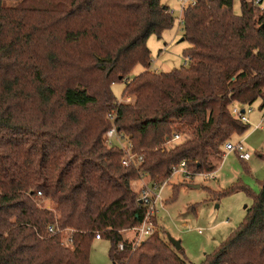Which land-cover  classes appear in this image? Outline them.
<instances>
[{
    "label": "trees",
    "instance_id": "1",
    "mask_svg": "<svg viewBox=\"0 0 264 264\" xmlns=\"http://www.w3.org/2000/svg\"><path fill=\"white\" fill-rule=\"evenodd\" d=\"M36 1L0 0V264H90L96 234L110 243L112 264H190L156 217V230L134 250L124 241L145 214L131 183L141 171L162 185L182 162L190 178L215 172L224 145L249 128V118L230 116L233 104L259 100V123L264 13L246 0L239 14L234 0H198L182 16L184 65L158 73L149 70L146 43L175 22L162 0ZM136 65L145 70L128 78ZM122 82L132 105L111 92ZM113 125L142 156L137 169L124 168L121 149L105 144ZM174 131L184 141L165 148ZM258 185L257 193L239 182L213 192L243 191L252 205L201 264H264V181Z\"/></svg>",
    "mask_w": 264,
    "mask_h": 264
},
{
    "label": "rangeland",
    "instance_id": "2",
    "mask_svg": "<svg viewBox=\"0 0 264 264\" xmlns=\"http://www.w3.org/2000/svg\"><path fill=\"white\" fill-rule=\"evenodd\" d=\"M161 4L175 10L173 18L180 17L179 1L162 0ZM233 10L235 14H239V0H234ZM182 35L183 27L175 21L173 27L163 31L160 38L155 35L148 38L146 45L150 51V71L166 73L184 65L182 53L189 44L180 41ZM144 70L140 65H136L128 78H133ZM123 90L124 82L111 86V92L117 101L130 96L132 103L127 105H132L134 96L123 94ZM259 105L258 100L248 106L252 110L248 116V130L231 138L232 143L243 142L250 153L248 161L241 162L234 153L224 152L214 172L215 179L197 175L190 178L177 173L166 181L161 202L156 206L158 229L167 240L171 237L180 242L182 255L190 264H201L206 255L219 247L243 222L245 210L252 205V197L243 191L228 193L222 197H216L214 193L227 192L232 184L238 182L257 193L258 183L264 181V124L261 128H256ZM124 144V141L121 142V145ZM145 180L147 179L133 181L132 190L139 192ZM175 191L177 194L174 200H171ZM40 205L48 208L50 202L44 200ZM133 234L129 231L122 235L130 241ZM109 247L107 240H93L89 254L90 264H112L108 258Z\"/></svg>",
    "mask_w": 264,
    "mask_h": 264
},
{
    "label": "built area",
    "instance_id": "3",
    "mask_svg": "<svg viewBox=\"0 0 264 264\" xmlns=\"http://www.w3.org/2000/svg\"><path fill=\"white\" fill-rule=\"evenodd\" d=\"M179 1V12L180 17L178 19L174 18L175 21H177L178 25H183V12L189 8L194 7L198 0H177ZM210 1V0H208ZM241 1V0H239ZM250 1L260 13H264V0H246ZM175 10L170 9L169 7L166 10V14H169L173 17ZM119 104H129L132 103V98L130 96H125L122 100L118 101ZM252 112L250 108H242L236 104H233L229 107V114L233 119L240 120L241 122L248 123V115ZM108 119L113 122L114 117L113 115H108ZM264 124V108L261 111V116L258 125L256 128H261V126ZM104 141L105 144L108 147H118L122 151V158H121V165L124 168H134L137 169L138 166L143 162V158L140 154H137L133 151L132 143L130 140H128L127 137L123 136V134L118 133L116 131L115 125H113L104 135ZM125 142L124 145H121V142ZM184 141V134L181 132L174 131L171 137L166 138L164 147L170 148L176 145L181 144ZM224 152L225 153H234L237 154L238 158L243 161H248L250 159V153L246 150L245 146L243 145V142L238 143H232L228 142L224 145ZM224 153V154H225ZM138 172V180L142 181L143 179H147L144 182H142V186L140 188V191L138 192V201L140 205L144 208L145 214L143 215V219L140 222V224L134 228H131L129 230H125L122 232H133V239L127 240L124 239V241H127V244H130L132 249L134 250V247L139 246L141 242H143L147 237H149L154 231L156 230V226L153 222V218L156 215V206L160 204L161 202V195L163 188L167 182L163 183L162 185H156L153 182H150L149 177L141 172ZM177 173H180L184 177H191V173L185 168V163L182 162L178 166H174L171 168V177L173 175H176ZM197 176L203 177V178H209V179H215V174L213 173H201ZM38 196H40V193H37ZM47 233L49 235H55L58 233V230L54 229L52 226L47 227ZM100 235H95V240H100ZM124 245L123 243H120L118 245L119 250H123Z\"/></svg>",
    "mask_w": 264,
    "mask_h": 264
},
{
    "label": "water",
    "instance_id": "4",
    "mask_svg": "<svg viewBox=\"0 0 264 264\" xmlns=\"http://www.w3.org/2000/svg\"><path fill=\"white\" fill-rule=\"evenodd\" d=\"M196 188H199V187H196ZM168 242L175 249V251H179L180 250V242L179 241H176V240L172 239L171 237H168Z\"/></svg>",
    "mask_w": 264,
    "mask_h": 264
}]
</instances>
